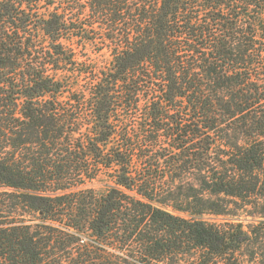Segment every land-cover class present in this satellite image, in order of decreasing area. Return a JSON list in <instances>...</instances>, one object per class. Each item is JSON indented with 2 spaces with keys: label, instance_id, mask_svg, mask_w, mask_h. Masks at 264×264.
Instances as JSON below:
<instances>
[{
  "label": "trees",
  "instance_id": "obj_1",
  "mask_svg": "<svg viewBox=\"0 0 264 264\" xmlns=\"http://www.w3.org/2000/svg\"><path fill=\"white\" fill-rule=\"evenodd\" d=\"M0 264H264V0H0Z\"/></svg>",
  "mask_w": 264,
  "mask_h": 264
},
{
  "label": "rangeland",
  "instance_id": "obj_2",
  "mask_svg": "<svg viewBox=\"0 0 264 264\" xmlns=\"http://www.w3.org/2000/svg\"><path fill=\"white\" fill-rule=\"evenodd\" d=\"M99 56V55H98ZM99 61L101 63H109L110 57L108 56L107 53H103V55L99 56ZM93 186L96 187L97 189H102L103 188V183L102 182H94Z\"/></svg>",
  "mask_w": 264,
  "mask_h": 264
}]
</instances>
